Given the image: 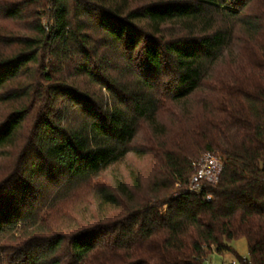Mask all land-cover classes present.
I'll list each match as a JSON object with an SVG mask.
<instances>
[{
  "label": "trees",
  "instance_id": "obj_1",
  "mask_svg": "<svg viewBox=\"0 0 264 264\" xmlns=\"http://www.w3.org/2000/svg\"><path fill=\"white\" fill-rule=\"evenodd\" d=\"M20 1L4 15L48 6L51 18L0 37V105L10 107L0 158L23 148L0 173V237L23 231L4 257L205 264L245 238L240 264H264V0ZM198 93L160 143L144 192L126 162L141 122L168 136L163 100L184 106ZM206 152L223 160L219 181L191 193V163ZM74 210L76 228L55 229V215Z\"/></svg>",
  "mask_w": 264,
  "mask_h": 264
},
{
  "label": "rangeland",
  "instance_id": "obj_2",
  "mask_svg": "<svg viewBox=\"0 0 264 264\" xmlns=\"http://www.w3.org/2000/svg\"><path fill=\"white\" fill-rule=\"evenodd\" d=\"M20 0H0V37L9 36V35H23L27 33L30 29L29 25H32L30 20L32 19H41L42 23L46 26L48 24L49 19L51 18V9L48 6H43L36 9L32 18H9L6 17L3 13L4 8L9 5H17ZM234 53L240 52V44L238 41H235L233 44ZM166 79V78H165ZM202 94L198 93L194 95V97L189 98L187 102L183 105H175L171 103L169 100H163V106L159 111V121L166 125L167 129L170 130V134L168 136H158L153 130L145 123L141 122L136 138L132 143L133 151L127 157V163L130 167H134L140 173L143 191L146 192L149 189V182L151 181V177L154 174L153 171L155 169L156 161L154 157L156 155V151L159 150L160 143L171 142L170 138L176 132L177 129H173L174 124L178 123L182 116H184V111L189 112L191 107H195L198 102L201 100ZM10 114V107L7 105H0V124L4 121V119ZM27 133V129H24L23 135ZM22 143V142H21ZM162 146V145H161ZM22 147L19 145L17 148H8L3 150L2 157L0 158V173L4 176L8 175L9 172L13 169L14 160L16 157L22 152ZM199 158V157H198ZM122 172L124 176L127 178V170L123 166ZM105 182H110V177L108 174H104L101 178ZM52 184L50 189H57V184ZM179 184H176L178 187ZM77 201H73L72 205H74ZM83 206L81 204L76 203L75 209L78 213L82 210ZM166 208V206L164 207ZM76 210L71 214L72 216H65L64 214L55 215L57 223L54 224L55 229H59L60 231L70 232L74 227L76 228V221L83 219V217L78 216ZM66 228V230H64ZM23 235L22 230L11 231L10 234L6 236L0 237V264H14L12 260H7L4 257V252L8 249V247H14L18 245L17 238L20 235ZM233 251H224L223 254H213L210 256L205 264H223L225 261L230 260H238L234 251H236L237 255L241 258H248V244L245 238H239L232 240L228 243ZM239 261V260H238Z\"/></svg>",
  "mask_w": 264,
  "mask_h": 264
},
{
  "label": "built area",
  "instance_id": "obj_3",
  "mask_svg": "<svg viewBox=\"0 0 264 264\" xmlns=\"http://www.w3.org/2000/svg\"><path fill=\"white\" fill-rule=\"evenodd\" d=\"M223 169L222 158L215 153L206 152L191 163V175L187 191L201 194L208 186L216 185ZM211 197L207 195V200ZM223 264H240L238 260L225 261Z\"/></svg>",
  "mask_w": 264,
  "mask_h": 264
}]
</instances>
